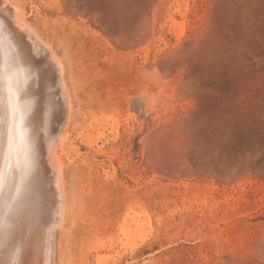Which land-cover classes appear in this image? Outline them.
<instances>
[{
  "label": "rangeland",
  "instance_id": "rangeland-1",
  "mask_svg": "<svg viewBox=\"0 0 264 264\" xmlns=\"http://www.w3.org/2000/svg\"><path fill=\"white\" fill-rule=\"evenodd\" d=\"M4 1L69 93L56 264H264V0Z\"/></svg>",
  "mask_w": 264,
  "mask_h": 264
},
{
  "label": "bare ground",
  "instance_id": "bare-ground-1",
  "mask_svg": "<svg viewBox=\"0 0 264 264\" xmlns=\"http://www.w3.org/2000/svg\"><path fill=\"white\" fill-rule=\"evenodd\" d=\"M4 3L0 0V264H56L58 230L67 214L59 150L67 140L60 131L70 118L69 93L51 47ZM59 110L65 122L55 128ZM130 237L125 235V248Z\"/></svg>",
  "mask_w": 264,
  "mask_h": 264
}]
</instances>
